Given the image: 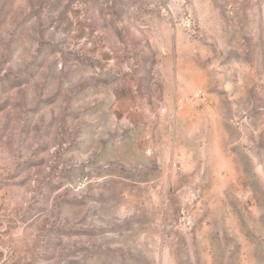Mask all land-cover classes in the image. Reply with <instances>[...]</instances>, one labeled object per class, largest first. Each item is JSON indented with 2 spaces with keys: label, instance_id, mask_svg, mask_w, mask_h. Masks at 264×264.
<instances>
[{
  "label": "rangeland",
  "instance_id": "obj_1",
  "mask_svg": "<svg viewBox=\"0 0 264 264\" xmlns=\"http://www.w3.org/2000/svg\"><path fill=\"white\" fill-rule=\"evenodd\" d=\"M0 264H264V0H0Z\"/></svg>",
  "mask_w": 264,
  "mask_h": 264
}]
</instances>
